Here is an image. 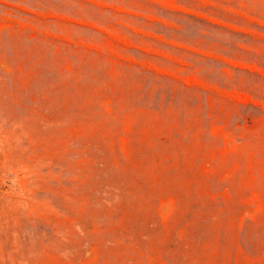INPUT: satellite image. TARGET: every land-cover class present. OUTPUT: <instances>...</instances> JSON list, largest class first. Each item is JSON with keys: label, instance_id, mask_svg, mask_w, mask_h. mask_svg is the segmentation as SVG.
Listing matches in <instances>:
<instances>
[{"label": "rangeland", "instance_id": "obj_1", "mask_svg": "<svg viewBox=\"0 0 264 264\" xmlns=\"http://www.w3.org/2000/svg\"><path fill=\"white\" fill-rule=\"evenodd\" d=\"M0 264H264V0H0Z\"/></svg>", "mask_w": 264, "mask_h": 264}]
</instances>
